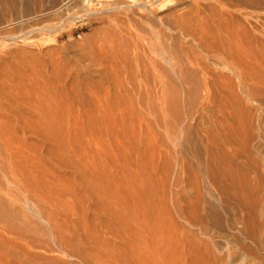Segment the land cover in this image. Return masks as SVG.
<instances>
[{
	"label": "rangeland",
	"instance_id": "374dc122",
	"mask_svg": "<svg viewBox=\"0 0 264 264\" xmlns=\"http://www.w3.org/2000/svg\"><path fill=\"white\" fill-rule=\"evenodd\" d=\"M129 1L138 0H0V157L3 158L0 159L3 163L0 164V198L3 199H0V230L12 227L11 224L6 227L7 223L13 224L18 234L14 245L21 247V251L31 248L24 257L29 259L27 262L48 264L56 259L53 263L84 264L76 253L84 250L86 253L93 249L92 244L99 243L98 228L92 220L94 208L79 191L76 174L94 177L97 172L94 168L98 166L96 169L100 170L101 166L102 184H109L110 190L114 188L121 198L126 163L140 155L153 162L164 153L155 167L159 172L164 170L166 191L173 189L177 142L171 123L174 107L170 108L173 115L166 111L167 123L157 124L160 127L156 125L155 129L149 127L150 131L134 119L125 93L114 86L118 80L115 70L125 64L121 53L132 51L127 45L139 42L137 45L147 50L152 44L159 53L186 61L194 53L193 50L190 53L195 49L194 43L164 29L162 21L193 11L196 3L203 9L199 10L202 11L199 17L207 23L206 29L197 30L201 31L200 36L205 30L202 35L212 38L210 33L217 29L223 37L224 31L231 27L264 30V7L263 11L257 10L250 3H241L242 0H174L172 3L143 0L145 9L124 10L123 5ZM214 1L216 5L222 3L224 9L216 13H223L221 17L216 15L220 21L209 7L211 4L215 8ZM53 11L58 12L54 15ZM206 14H210L209 18ZM243 15L249 19L245 21ZM151 55L164 65L155 53ZM163 77L161 80L167 79ZM175 82L174 77L170 82L174 90ZM150 109L144 110L145 114ZM138 110L135 108V113ZM12 179L18 184H10ZM34 181H38V187ZM119 198L116 201L121 204ZM48 219L51 223L56 219L57 223L49 225ZM0 232L3 238L8 236L5 231L7 235ZM20 234L29 239H25L29 241L27 245ZM55 238L67 241V246ZM56 242L65 245L56 246Z\"/></svg>",
	"mask_w": 264,
	"mask_h": 264
},
{
	"label": "bare ground",
	"instance_id": "6f19581e",
	"mask_svg": "<svg viewBox=\"0 0 264 264\" xmlns=\"http://www.w3.org/2000/svg\"><path fill=\"white\" fill-rule=\"evenodd\" d=\"M215 1L212 2L214 10L211 4L209 6L215 16L212 14L210 17L219 16L221 13H216L223 9L220 6L222 3L216 5ZM243 2L263 11L262 0ZM145 6L143 0H138L126 2L122 8L136 10L145 9ZM200 6L196 3L192 12L161 20L164 29L176 32L184 39L188 37L194 43L195 49L190 52L193 53V50L194 53L186 61L159 53L152 44L145 50L138 46L139 42L137 45L131 41V45L127 46L132 51L121 53L125 64L118 65V69L115 66L117 70L114 74L118 79L115 88L125 93L131 115L140 124L144 123L149 131L157 124L165 125L166 111L170 115V108L174 107L175 115L171 113L174 121H170L177 139L173 189L166 191V180L162 175L164 170L159 172L155 167L164 153L153 162L140 155L126 163L125 172L122 170L125 185L121 198L114 188L110 190L109 184H102L101 166V171L96 169L98 166L94 168L97 171L94 177L76 174L79 191L87 196L94 208L92 220L98 228L96 238L99 241L98 244L90 243L95 246L86 251L87 254L85 250L84 254L81 251L76 253L81 263L264 264V30L262 27L246 30L242 26L241 30L234 28L236 31H233V27H229L232 31H224L223 37L217 29L210 33L212 38L202 35L205 30L200 36L201 31L197 30L207 27L205 20L199 17L202 14L199 10H203ZM246 17L245 21L249 19ZM190 25L197 32L192 31ZM154 53L164 62L163 66L159 59L156 61L151 55ZM162 77H167L163 79L166 81L163 82ZM174 77L176 90L170 88ZM135 108L139 109L138 114ZM147 108L152 111L148 112V109V114H145ZM13 179L10 184L17 185ZM116 197L121 199V204ZM33 199L35 201V197ZM27 203L31 200L28 199ZM122 204L127 206L123 208ZM49 220L48 224L51 223ZM10 224L13 227L12 223H7L6 227ZM55 226L51 227L54 229ZM12 227L0 230L8 234L4 236L6 238L0 235V264H15V260L24 264L26 252L31 250L28 247L30 250L24 248L21 251V247L14 245L18 234ZM4 233L2 235H7ZM25 239L23 242H29ZM59 243L56 242V246ZM61 244V247L65 245ZM30 261L29 264L35 263ZM54 261L49 260V263L61 264Z\"/></svg>",
	"mask_w": 264,
	"mask_h": 264
}]
</instances>
